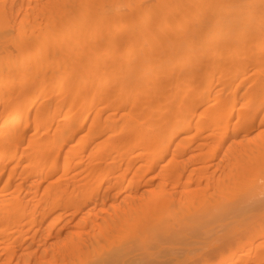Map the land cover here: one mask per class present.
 <instances>
[{
  "label": "rangeland",
  "instance_id": "rangeland-1",
  "mask_svg": "<svg viewBox=\"0 0 264 264\" xmlns=\"http://www.w3.org/2000/svg\"><path fill=\"white\" fill-rule=\"evenodd\" d=\"M94 1L79 6L77 26L82 31L88 30L96 14ZM157 2L163 20L156 11ZM138 4L139 10L123 9L127 37H142L143 20L133 24L128 16L141 12L142 17L148 9L150 35L142 39L143 50L155 52L158 64L170 55L175 63L204 69L200 82L209 102L197 112L207 116L195 117L190 131L181 133L177 141L195 146L221 138L200 130L201 125L214 124L220 111L214 101L217 79L213 85L207 81L215 46L206 44V37L214 27H225L236 38L246 34V49L235 38L228 53L218 57L220 63L246 55V63L255 64L259 58L258 64H264V0H138ZM85 8L90 10L88 18L80 22ZM52 10V0H0V111H6L0 121L19 113L21 117L15 126L0 129V229L4 207L21 208L10 214L11 224L0 236L4 239L0 264H94L113 254L120 255L115 264H264V196L261 204L229 208L243 198L232 196L264 182V163L243 162L245 170L233 171L232 165L217 164L220 156L212 164L209 158L214 149H206L207 162L192 164L186 161L190 156L186 146L166 153L168 161L178 162L159 176L160 166L147 159L159 145L144 144L149 135L140 132L147 128V121L153 123L161 115L158 110L145 112L148 91L156 93L153 105L160 98L161 89L152 80L138 86L141 97L136 101L130 100V86L98 95L93 107L101 116L80 128L84 109L79 101L73 102L76 92L70 90V83L78 79L80 61L87 53L93 54L96 65L101 64L100 55L106 60L115 55L124 43L122 29H114V34H30L35 20L40 29L48 26L41 13ZM159 21H163L161 28ZM38 41L48 48L47 56L18 67L23 55L35 53ZM74 52L76 60L71 62ZM47 64L53 67L45 69ZM115 64L112 59L103 65ZM141 67L134 63L127 70ZM185 67L160 79L180 82ZM181 91L186 94L189 86ZM8 100L10 106L5 104ZM24 105L28 108L23 109ZM223 105H229L227 100ZM72 112H77L78 121L69 127L66 122ZM120 112L134 113L133 131L106 127L95 132L97 122L104 125L115 118L122 127L129 116L124 120ZM69 156L75 160L71 167L64 165ZM34 157L36 161L30 163ZM56 203L61 206L51 210Z\"/></svg>",
  "mask_w": 264,
  "mask_h": 264
},
{
  "label": "bare ground",
  "instance_id": "bare-ground-1",
  "mask_svg": "<svg viewBox=\"0 0 264 264\" xmlns=\"http://www.w3.org/2000/svg\"><path fill=\"white\" fill-rule=\"evenodd\" d=\"M91 0H52L53 10L47 13H41L46 18L45 29L39 28V23L35 20L34 29L29 31L30 34H114V29H122L124 43L118 46V49L114 51L115 55L108 57L106 60L103 55H100L102 60H99L101 64L96 65L92 62L93 54L87 53L86 57L80 61L78 79L72 84L70 83V90L76 92L73 102H80L83 106L84 112L82 114V126L86 124L90 119L100 117V110L94 109L93 104L98 95L109 93L113 88H122L124 86H130L133 89L131 93V101L140 99L141 96L137 93L138 86L146 84L148 80H152L153 85L159 86L160 98L156 99L158 104L153 105L151 100L156 96L154 90L148 91L149 100L146 106L145 112L150 113L153 110H158L161 115L155 121L150 123L147 121L148 126L145 130L140 132L147 133L149 136L144 140L145 143L157 144L159 149L155 154L148 155V160L153 166L159 165V176H163L170 168L169 165H175L178 160L172 159L168 161L166 159V153L170 149L174 151H180L184 147H188V153L190 154L188 163L204 164L207 162L205 150L214 149L211 155L210 162L216 163V157H222L217 164L232 165L231 170H245L243 162L251 163H264V64H258L259 58L255 64L246 63V55L240 59L231 61L225 59V63H220L218 57L224 56L228 53V49L233 44L236 36L229 34L225 27L222 30L219 28L213 29L206 37V44H212L215 46L212 53L213 60L210 65L207 75L208 84L213 85V80L217 79V85L215 87L216 94L214 101L220 104V111L216 113L214 124H208L206 126L201 125L200 130H210V136H222L217 140H203L195 146L189 144V141H177L178 136L181 133L189 132L194 118L203 119L207 114L204 111L197 112L200 107L209 102L206 98V88L202 86L200 82V75L204 72L203 68L193 69L180 65L179 62H174L173 56L167 55V58L163 59L160 64L155 60V52L143 50L142 39L145 40L149 37L148 22L151 12L148 9L144 10L142 17L140 14L135 13L128 16L133 24H137L140 20H143L145 25L142 37H127L124 34V30L127 29V24L123 22L124 11L123 9H138L140 8L138 0H95L91 3L93 7H97L96 14L92 17L90 26L87 31L78 29L77 18L79 14V6L90 3ZM156 11L160 15V19L163 13L161 11L160 3L155 4ZM139 10V9H138ZM236 13H239L238 8L235 9ZM89 9L85 8L80 20L84 22L88 18ZM37 14V13H36ZM163 21H159L158 28H161ZM131 28H135L134 25ZM3 33V32H2ZM27 34V33H23ZM253 36V34H252ZM239 43L246 49V34H237ZM114 41L110 40L109 47L112 48ZM49 53L48 48L44 46L43 42H37V50L32 54H25L20 59L18 67H23L25 62H41L45 56ZM77 53L74 52L70 56V61L74 62ZM93 56V57H92ZM124 56V57H123ZM116 61L114 67L106 68L103 64H107L111 60ZM106 60V61H105ZM142 62V63H141ZM134 63H140L141 68L131 70L129 69ZM54 65L60 68L58 61H55ZM99 66H104L100 67ZM53 67L52 64H47L45 69ZM185 67L186 75L183 76L182 81L168 82L163 80V75L169 76L171 73L177 74ZM70 73V70L66 71ZM149 73V75H143ZM166 79V78H165ZM189 86V91L184 94L181 90L186 86ZM90 90H96L86 97ZM228 93V94H227ZM226 95H229L226 96ZM121 98V96H117ZM107 102L110 101L109 97L106 98ZM228 102V106L225 107L224 101ZM118 101V100H115ZM20 103V101L18 102ZM6 105H11V101H6ZM14 106V105H13ZM110 106V105H109ZM106 106L105 108H108ZM28 106L24 105V108ZM126 107V105H124ZM225 107V108H224ZM9 108V107H8ZM6 111H0V117ZM19 112V109L18 111ZM129 116L128 121L120 126V122L117 118L113 122L105 123L101 125L97 122L95 132H103L104 129H120L121 132H129L134 129V122L136 116L134 113H118L120 118ZM20 113L15 114L9 120L0 121V129L3 127L15 126L20 121ZM225 119L224 122H218L219 119ZM235 118V119H234ZM78 121L77 112H72L68 115L66 125L72 126ZM122 124V123H121ZM150 124V125H149ZM189 138V136H188ZM189 140V139H188ZM205 154V155H204ZM10 159V156L6 157ZM2 157L0 156V162ZM36 161V158H32L30 163ZM75 160L72 156H69L64 165L71 167ZM242 163L241 168H235L236 165ZM226 167V166H224ZM46 168L41 169V173H44ZM255 180V179H254ZM124 187L122 190H124ZM121 190V191H122ZM242 195L243 198L236 202L234 201L229 205L230 211L240 208L242 206L250 207L262 203L261 196H264V182L259 184L257 188H249L242 194H236L231 198ZM237 196V197H238ZM61 203H56L51 207V210L57 206H61ZM21 211V208L15 205H6L3 209L2 222L3 226L11 224L10 214H17ZM2 226V227H3ZM4 227L0 229V236L3 235ZM4 239L0 238V244H3ZM3 247V249H7ZM120 258L119 254L108 255L94 264H115ZM150 264H161L160 261H153Z\"/></svg>",
  "mask_w": 264,
  "mask_h": 264
}]
</instances>
